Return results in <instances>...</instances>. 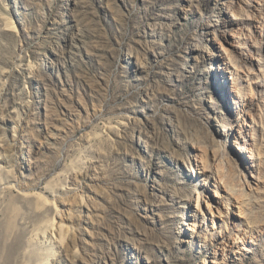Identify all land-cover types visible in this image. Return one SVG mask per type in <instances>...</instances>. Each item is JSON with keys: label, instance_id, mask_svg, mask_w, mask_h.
I'll return each instance as SVG.
<instances>
[{"label": "rangeland", "instance_id": "374dc122", "mask_svg": "<svg viewBox=\"0 0 264 264\" xmlns=\"http://www.w3.org/2000/svg\"><path fill=\"white\" fill-rule=\"evenodd\" d=\"M0 264H264V0H0Z\"/></svg>", "mask_w": 264, "mask_h": 264}, {"label": "bare ground", "instance_id": "6f19581e", "mask_svg": "<svg viewBox=\"0 0 264 264\" xmlns=\"http://www.w3.org/2000/svg\"><path fill=\"white\" fill-rule=\"evenodd\" d=\"M220 80V88H222V91H228L227 90V82L225 81V79H219ZM231 97V96H230ZM228 102V103H227ZM226 104L227 105H230V109H231V111H233L234 112V114H237V111H238V108H237V104H236V101L234 100V98L232 97V101L231 102H229V100H227L226 101ZM26 160L27 159H24V164L26 163ZM213 195L214 196H216V187H215V189L213 190ZM210 209V208H209ZM191 210V209H190ZM192 210H194V209H192ZM187 212H191V211H189V208L187 209ZM211 210H210V215H211ZM58 215H59V213L58 212H56L55 213V216L56 217H58ZM55 222H56V218L55 219H53V221L52 222H50V223H48V226H47V228H46V231L44 232V234H46V235H48L49 233H52V230H53V228H54V226H55Z\"/></svg>", "mask_w": 264, "mask_h": 264}]
</instances>
